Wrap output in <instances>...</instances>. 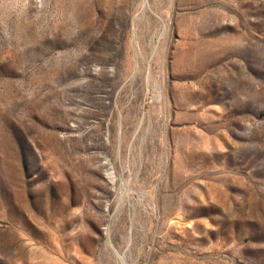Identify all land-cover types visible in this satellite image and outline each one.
<instances>
[{"label": "rangeland", "instance_id": "rangeland-1", "mask_svg": "<svg viewBox=\"0 0 264 264\" xmlns=\"http://www.w3.org/2000/svg\"><path fill=\"white\" fill-rule=\"evenodd\" d=\"M0 264H264V0H0Z\"/></svg>", "mask_w": 264, "mask_h": 264}]
</instances>
